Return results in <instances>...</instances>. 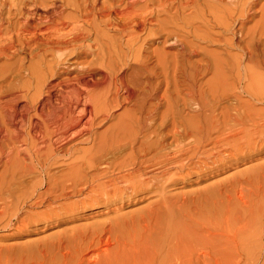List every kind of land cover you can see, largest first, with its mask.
Here are the masks:
<instances>
[{"label": "bare ground", "instance_id": "obj_1", "mask_svg": "<svg viewBox=\"0 0 264 264\" xmlns=\"http://www.w3.org/2000/svg\"><path fill=\"white\" fill-rule=\"evenodd\" d=\"M263 152L264 0H0V230L113 207L69 238L112 264L122 208Z\"/></svg>", "mask_w": 264, "mask_h": 264}, {"label": "rangeland", "instance_id": "obj_2", "mask_svg": "<svg viewBox=\"0 0 264 264\" xmlns=\"http://www.w3.org/2000/svg\"><path fill=\"white\" fill-rule=\"evenodd\" d=\"M211 47L214 46L211 45ZM233 52H236V50ZM209 76L212 77L211 72H208L203 79L207 80ZM260 155L257 161L253 160L246 164H239L238 167L226 170L218 169L219 171L210 172V176L204 177L205 179L198 174H191L182 178L179 183L172 185L170 188L168 187V192H166V198L169 197L167 204L171 203V205H168L170 207L166 205L168 208H164V206H162L161 210L157 208L159 206L157 201L159 197L154 195H148L149 197L142 198V200L136 201L133 205L122 208L119 213L122 211V214H129V216L120 222L117 236L121 240L117 238L124 242L126 247L123 245L125 248L121 246L122 248H119L121 251L117 249L113 250V253L111 249L112 264H182L183 261V264H264V168H258L259 170L253 171L255 173L251 174V178L254 184L249 183L251 186H240L235 182L233 183L230 179L236 173L241 172V170L248 169L249 166L252 168L255 165L258 166V163H264V152ZM226 178L229 179V182ZM223 179L227 180L225 182L227 186L225 185V187ZM218 181L220 183L223 182V184L221 185ZM216 182L221 186H216ZM230 182L233 184H230ZM211 184L215 185V188H221L219 190L216 188V190ZM234 184H237V187ZM229 186H234V188ZM238 186L241 188L239 189ZM206 187L209 190H215L214 194L213 191L212 193H209V190L206 191ZM249 187L252 193H249ZM229 188H231V191L232 189H235V191L231 192ZM205 192L210 195L208 196V193L206 195ZM239 193L243 198L245 197V200L241 199L242 197ZM245 193L247 196H245ZM148 205L149 207L152 205L153 209H158L155 210L153 220L150 222L151 228L150 224L148 225L150 229L147 228L146 224H141L142 222L136 216H130L129 213L131 212V215H135L134 213L139 212L137 210L144 209V207L149 208ZM112 208L96 206L82 212L85 217L81 219L74 220L72 216L62 217V219L47 218L38 220V222L32 221L31 224L29 223L30 225L27 224L28 226L18 222L17 226L13 225L12 227L1 229L0 264H98L96 261L102 262V255L105 254L103 249L106 246L105 242H102L101 246L97 244V246L101 247L98 249L99 247L94 244L84 245L83 247L81 240L76 239L79 242L71 238V241H69V238L72 235L74 236L72 232L78 227H84L91 222L101 223L105 220L108 221L111 217L114 218L116 212L112 211ZM40 209H38L39 212L46 208L42 207ZM174 213L175 215H173ZM166 216L168 218L163 219ZM152 228L153 230H151ZM147 229L148 231L145 232ZM106 237L108 239L109 235ZM106 237L104 236V238ZM110 237L117 239L112 237V235ZM106 240L104 239V241ZM128 243L130 244L128 245ZM123 248L125 249L124 251H122Z\"/></svg>", "mask_w": 264, "mask_h": 264}]
</instances>
